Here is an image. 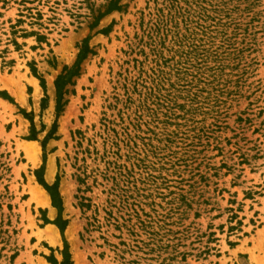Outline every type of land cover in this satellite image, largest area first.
Returning <instances> with one entry per match:
<instances>
[{
    "label": "rangeland",
    "instance_id": "rangeland-1",
    "mask_svg": "<svg viewBox=\"0 0 264 264\" xmlns=\"http://www.w3.org/2000/svg\"><path fill=\"white\" fill-rule=\"evenodd\" d=\"M109 1L0 0V264H264V0Z\"/></svg>",
    "mask_w": 264,
    "mask_h": 264
},
{
    "label": "trees",
    "instance_id": "trees-1",
    "mask_svg": "<svg viewBox=\"0 0 264 264\" xmlns=\"http://www.w3.org/2000/svg\"><path fill=\"white\" fill-rule=\"evenodd\" d=\"M120 1L121 0H110L106 10L104 11V13L97 15L94 24H96V21L100 17H102V16H104V15H106L112 11H119L120 9H122L123 5H121L119 3ZM105 31L106 30H101L99 32L104 33ZM30 34H36L37 35L36 37H38L39 39L42 38L41 36H39V34H37L35 32H30ZM94 54H95L94 51L89 47L87 41H84L79 48V51L76 55V58H75L73 64L69 68L63 69L62 72L56 77V79L54 81L56 114L59 113V111L61 110L63 105L66 103V101L64 100V96L67 93V86H72L74 84L73 79L80 75L81 63L88 56H92ZM30 71L33 74V76L39 80L40 86L44 87V80L41 78L40 75H38L36 68L34 66H30ZM0 97L8 100L9 102H12V99L4 91H0ZM20 112L22 113V115L25 118H27L30 121V135L27 136L26 139L27 140H35V136H36L37 132L35 131V129L33 127L30 115L27 114L26 112L22 111V110H20ZM50 135L51 134H48L41 142V148L43 151L42 165L40 166V168L38 170L35 171V177H36L38 184L41 185L44 188V190L47 192V194L49 195L52 207H54L57 211L56 219L52 222V224H54L56 226V228L58 229V231H59V233L63 239V232H64V229L66 226V221L61 219V199H60L58 193L56 192V183L54 185L50 186V185L46 184V182L44 181L43 176H42L43 164L45 162L44 149H45L46 141L50 138ZM44 221H45V223H49V221L46 218L44 219ZM46 260L51 264H68L67 245H66L64 240H63V250H62V261L60 263H58L52 255L47 256Z\"/></svg>",
    "mask_w": 264,
    "mask_h": 264
},
{
    "label": "bare ground",
    "instance_id": "bare-ground-1",
    "mask_svg": "<svg viewBox=\"0 0 264 264\" xmlns=\"http://www.w3.org/2000/svg\"><path fill=\"white\" fill-rule=\"evenodd\" d=\"M26 153L28 155V158L31 160H34V157L36 156L34 151H36V145L33 143H28L25 146ZM31 195L32 200H34L39 205H49L48 195L45 193V191L41 187H33L31 189ZM46 233H47V239L51 243H55L56 241V229L52 226L46 227Z\"/></svg>",
    "mask_w": 264,
    "mask_h": 264
}]
</instances>
